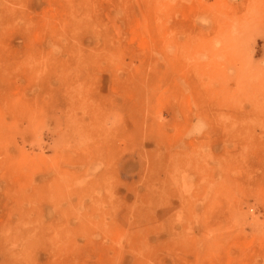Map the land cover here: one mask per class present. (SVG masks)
Here are the masks:
<instances>
[{"label":"rangeland","instance_id":"374dc122","mask_svg":"<svg viewBox=\"0 0 264 264\" xmlns=\"http://www.w3.org/2000/svg\"><path fill=\"white\" fill-rule=\"evenodd\" d=\"M0 264H264V0H0Z\"/></svg>","mask_w":264,"mask_h":264}]
</instances>
